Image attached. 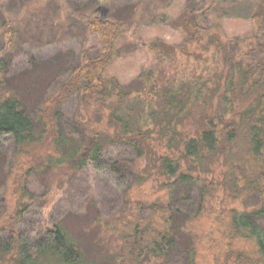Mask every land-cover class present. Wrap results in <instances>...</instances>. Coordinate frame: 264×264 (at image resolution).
Returning a JSON list of instances; mask_svg holds the SVG:
<instances>
[{
  "label": "trees",
  "instance_id": "1",
  "mask_svg": "<svg viewBox=\"0 0 264 264\" xmlns=\"http://www.w3.org/2000/svg\"><path fill=\"white\" fill-rule=\"evenodd\" d=\"M105 1L89 0L74 9L86 33L85 44L76 61L67 64L66 77L54 87L49 102L36 109V103L25 94L28 84L13 83L7 76L8 49L17 28L7 7L13 1L0 0V12L5 16L0 22L4 46L0 48V155L10 149L16 155H29L36 145L50 140L51 153L26 168V174L51 170L57 179L86 169L104 174L117 189L115 194L124 191L126 204L118 212H110L111 217L98 209L94 221L104 234H120L124 254L110 252L106 257L102 250L87 251L80 231L76 232L77 223H69L70 218L49 227L32 224L30 203L25 201L13 215L0 218V264H159L177 249L175 235L188 232L185 226L204 211L213 187L206 181V172L215 160L225 166L227 189L260 199L251 210L233 213L232 227L238 237L254 242L255 261L264 264V226L258 221L264 217V0H256L251 41L239 51L247 64L226 58L223 72L211 75V87L206 80L166 82L158 70L150 69L137 78L140 90L136 92L108 75L126 22L100 15L99 6ZM231 1L202 0L204 15ZM200 16L194 17L191 11L183 21L191 37L199 34ZM208 43L215 44L216 55L225 49L214 35ZM149 51L159 60L163 55L157 42ZM223 74L222 80L218 75ZM72 98L79 99L83 111L79 122L68 119L63 110ZM141 159L146 161L144 173L157 176L158 184L165 188V201L143 204L129 197L128 188L148 178L136 164ZM147 209L151 212L145 217L142 212ZM153 215L161 220L160 227L153 224ZM120 223L129 226L130 232L121 230ZM133 238L136 241L127 245ZM190 239L195 245L194 238Z\"/></svg>",
  "mask_w": 264,
  "mask_h": 264
},
{
  "label": "rangeland",
  "instance_id": "2",
  "mask_svg": "<svg viewBox=\"0 0 264 264\" xmlns=\"http://www.w3.org/2000/svg\"><path fill=\"white\" fill-rule=\"evenodd\" d=\"M12 1L7 7L11 10V23L17 28V36L8 49L10 64L7 76L13 83L20 85L23 81L24 85L28 84L25 94L39 109L49 102L54 87L65 79L67 64L74 63L83 49L86 33L78 21L79 12L75 13L74 9L82 8L89 0ZM201 3L202 0L103 2L99 6L100 15H110L126 22L125 33L117 46L118 54L111 63L108 75L132 87L135 92L140 90L137 78L150 69L158 70V76L166 82L178 79L206 80L211 87V75L215 71L223 72L227 59L231 62L244 61L240 59L239 51L244 50V46L251 41L250 35L254 29L251 17L257 2L232 0L212 8L207 15H204ZM191 11L194 17L201 15L199 34L195 38L183 25ZM4 21L5 16L0 12V22ZM213 35L225 45L221 55H216L215 44L208 43ZM154 42L159 44L163 53L160 60L149 51ZM3 47L0 35V48ZM247 61L245 59L244 62L247 64ZM218 76L225 79L224 74ZM63 110L67 118L74 122L83 118L79 99H70ZM225 115L229 118L232 116L228 112ZM49 143L50 140H46L36 145L29 155H16L11 149L0 155V218L13 215L23 202L28 201V217L32 224L37 222L36 226L42 224L49 227L60 219L70 218L69 223L72 222L74 226L77 223L76 232L80 231V241L87 251L90 249L94 253L102 250L106 257L110 252L124 254L120 234H104L94 221L99 215L98 209L111 217L110 212L116 213L126 204L124 191L118 190L115 194L117 189L104 174L86 169L73 176L67 173L62 180L57 179V173L51 170L44 174H26V168L44 160L46 153H51ZM136 164L144 173L145 159ZM249 167L251 169L253 165ZM224 172V164L217 160L208 166L206 181L213 187L204 203V211L185 226L188 232L175 235L177 249L169 252L167 258L159 260V264H257L254 242L238 237L232 227V214L251 210L260 203V199L257 195L248 196L246 193L239 196L227 189ZM158 182L157 176H148L145 182L128 188V195L133 202L141 201L144 204L158 200L161 203L167 198L165 188ZM239 183L243 184L242 181ZM22 189L26 190L25 193ZM112 197L116 199L115 204ZM104 198L110 201L106 202ZM105 203L114 206L109 208ZM150 212L147 209L142 213L147 217ZM125 216L130 217L128 211ZM152 220L154 225L161 223L156 215ZM258 221L263 227L264 217ZM119 227L130 232L129 226L120 223ZM190 236L194 238L195 245ZM134 241L136 239H131L127 245ZM193 246L195 253L192 257ZM126 259L129 260V257Z\"/></svg>",
  "mask_w": 264,
  "mask_h": 264
}]
</instances>
